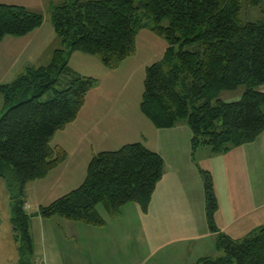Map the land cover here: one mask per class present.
Listing matches in <instances>:
<instances>
[{
    "label": "trees",
    "instance_id": "trees-1",
    "mask_svg": "<svg viewBox=\"0 0 264 264\" xmlns=\"http://www.w3.org/2000/svg\"><path fill=\"white\" fill-rule=\"evenodd\" d=\"M264 0H247L255 8ZM242 0H62L52 10L62 48L49 66L28 69L11 84L1 85L4 114L0 118V177L8 180L12 234L19 264H33L30 217L22 198L26 185L45 179L63 164L68 153L52 147L55 135L75 122L97 80L69 66L72 55L99 56L116 71L136 55L138 33L149 28L169 48L161 62L147 67L140 111L156 129L186 123L192 132V155L200 148L223 153L251 144L264 132V20L242 23ZM150 21L148 24L146 21ZM167 23V25H165ZM43 24L40 14L24 7L0 4V41L27 36ZM180 45L178 52L174 46ZM196 46L187 51L184 47ZM245 87L240 100L220 96ZM44 96H49L41 101ZM14 172L19 191L3 170ZM204 181L206 219L218 229L219 210L212 174L200 170ZM164 174L155 152L136 143L118 151L101 152L87 167L79 188L40 207L43 219L102 228V206L112 220L122 208L137 204L144 213ZM222 257L196 264H264V227L242 242L219 235Z\"/></svg>",
    "mask_w": 264,
    "mask_h": 264
},
{
    "label": "crops",
    "instance_id": "crops-1",
    "mask_svg": "<svg viewBox=\"0 0 264 264\" xmlns=\"http://www.w3.org/2000/svg\"><path fill=\"white\" fill-rule=\"evenodd\" d=\"M47 24L27 36H7L0 41V74L8 75L14 82L28 69L50 65L62 44L52 20ZM74 56L70 57L69 66L84 76L72 66ZM79 58L84 63H100L102 78L96 85L104 80L105 93L91 101V91L77 120L55 135L53 141L65 136L58 139L57 146L67 151L68 158L47 177L69 165L73 155L84 156L87 167L101 152L118 151L136 143L162 158L164 174L148 212L144 213L137 204H129L122 208L118 219L112 220L98 207L106 222L102 228L59 217L43 219L39 215L41 202L32 207L28 202L31 198L25 193L29 234L34 255L37 254L33 264H196L204 258L216 259L220 252L216 246L219 235L242 242L264 227V132L251 144L223 153L200 148L193 156L192 132L186 123L172 129H156L142 115V62L137 59V51L116 71L107 70L95 56ZM259 91L264 94V86ZM243 92L227 97L226 102L240 100ZM2 106L0 103V116ZM67 137L72 140V152L65 144ZM200 170L210 172L214 178L219 203L216 233L210 231L207 223ZM66 172L61 169L59 182ZM10 219V191L6 179L0 177V264L20 261Z\"/></svg>",
    "mask_w": 264,
    "mask_h": 264
},
{
    "label": "rangeland",
    "instance_id": "rangeland-1",
    "mask_svg": "<svg viewBox=\"0 0 264 264\" xmlns=\"http://www.w3.org/2000/svg\"><path fill=\"white\" fill-rule=\"evenodd\" d=\"M85 1H100V0H85ZM62 0H0V4L2 5H8V6H19V7H27L29 9H33L41 13L40 15L43 17V23L50 25L51 24V16H52V10L53 7L58 6L61 4ZM247 0H242V23L247 22H261L264 20V3H262L260 6L255 8H247L246 4ZM148 24H150V21H146ZM167 25V23H165ZM62 45H60V49ZM136 48H137V59L142 62V94L144 91V80H145V70L146 67L152 66L155 63L161 62L164 58V55L169 48L168 43L156 36L149 28H145L141 30L136 38ZM180 45L174 46V51L178 52L180 50ZM196 46H186L184 47L187 51H193L195 50ZM87 55H83L80 53H76L74 58H72L71 64L73 67L78 69L81 74H83L86 77H90L93 79H101L102 73L98 70L100 69V63L95 64L94 62H88L84 63L80 60L79 57H86ZM88 59H93L90 57L93 56H87ZM97 59H99V56H95ZM95 58V59H96ZM93 61V60H91ZM101 61V60H100ZM102 67V66H101ZM14 78V77H13ZM14 79H11L8 77V75H2L0 74V86L12 83ZM98 84V82H97ZM106 85V82L102 80V84L99 83V85H95L92 90V96L94 98H91V101L98 100L99 96H102L100 94H104V87ZM96 86L98 88H96ZM245 90V87H240L235 92H224L220 96V99L224 102L228 101L231 96L241 93ZM103 97V96H102ZM227 97L229 98L227 100ZM49 98V96H44L41 101H45ZM3 98L0 94V103L1 106L3 105ZM3 108V106H2ZM5 111L1 114V116L4 114ZM0 116V118H1ZM61 135V134H59ZM65 136H57L56 140L52 141L51 146L57 147L59 144V140ZM66 146H68L70 152L73 151V144L70 137H67L66 139ZM65 150V149H64ZM67 152V151H66ZM88 167V166H87ZM86 163L84 161V156L80 155H73L70 164L67 166H63V168H59L57 172L52 173L49 177L45 178L43 182H30L28 185V188L26 187V190L24 189L23 199H25L24 195L25 193L29 195L31 198V202L28 201L30 204H32V207H36L39 203L43 206H48L55 200L67 195L71 191L79 188V186L84 182L86 178V172H87ZM10 170H3V173H5L8 177L10 182L13 184V189L17 192L19 191L18 183L16 181V176L14 172ZM61 169H66V173H62V182H59L57 180V176L61 173ZM6 179V178H5ZM6 184L8 185V180L6 179ZM40 185V186H39ZM36 187V188H35ZM11 194V192H10ZM99 210L102 213H105V209L100 206ZM224 255L223 251H220L215 258L222 257ZM30 261L32 263L36 262L37 254L31 256ZM10 264V263H9Z\"/></svg>",
    "mask_w": 264,
    "mask_h": 264
}]
</instances>
